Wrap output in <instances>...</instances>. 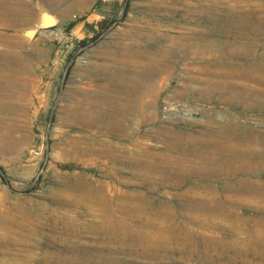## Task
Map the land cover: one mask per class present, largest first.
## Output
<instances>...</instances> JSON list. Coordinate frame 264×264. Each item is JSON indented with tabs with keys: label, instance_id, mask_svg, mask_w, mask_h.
Returning <instances> with one entry per match:
<instances>
[{
	"label": "rangeland",
	"instance_id": "obj_1",
	"mask_svg": "<svg viewBox=\"0 0 264 264\" xmlns=\"http://www.w3.org/2000/svg\"><path fill=\"white\" fill-rule=\"evenodd\" d=\"M2 53L0 264H264V0H0Z\"/></svg>",
	"mask_w": 264,
	"mask_h": 264
},
{
	"label": "bare ground",
	"instance_id": "obj_2",
	"mask_svg": "<svg viewBox=\"0 0 264 264\" xmlns=\"http://www.w3.org/2000/svg\"><path fill=\"white\" fill-rule=\"evenodd\" d=\"M226 30H227V28H226ZM224 34V33H223ZM212 38V37H211ZM217 38V37H216ZM216 38H215V40H216ZM219 38V37H218ZM214 39V38H213ZM221 39V38H220ZM163 51H164V49H163ZM161 53V52H160ZM159 53V54H160ZM3 60V61H2ZM0 61H2V63H4V64H6V65H13V64H15V63H17L16 65H18V67L19 66H21L22 65V57L21 56H16V55H9V56H7L6 54H4V53H2V54H0ZM159 61V60H158ZM156 62V61H155ZM21 68V67H20ZM165 73H166V71H165ZM163 79V78H162ZM112 80V79H111ZM109 81V80H108ZM107 81V82H108ZM133 82H135L134 81V78H132V76H129V75H126V77H125V81L124 82H122L120 85L123 87V88H131L132 86H133ZM149 82V81H148ZM148 86V85H147ZM149 89V88H148ZM216 89V88H215ZM142 91H143V89H142ZM212 92V91H211ZM228 93V92H227ZM135 94V93H134ZM223 95V94H222ZM137 96V95H136ZM135 96V97H136ZM134 97V96H133ZM224 97H225V95H224ZM134 103V102H133ZM131 104V103H130ZM145 111V110H144ZM100 126V125H99ZM212 126V125H211ZM136 128V127H135ZM135 128H134V130H135ZM198 128H200V127H198ZM204 128V127H203ZM98 129V128H97ZM201 129V128H200ZM183 130V129H182ZM194 130V129H193ZM92 131V130H91ZM135 132V131H134ZM132 136V135H131ZM178 135L177 134H174V138H176ZM114 137V136H113ZM165 139H168V138H165ZM171 139H172V137H171ZM155 141V140H154ZM124 142V141H123ZM131 142V141H130ZM156 142H158V141H156ZM117 143V142H116ZM159 143H160V141H159ZM132 145V144H131ZM136 145V144H135ZM143 146H144V144H143ZM146 146V145H145ZM133 147V146H132ZM134 147H136V146H134ZM147 147V146H146ZM149 148V147H148ZM161 148V147H160ZM175 148V147H174ZM187 148H189V147H187ZM166 149V148H165ZM180 149V148H179ZM183 149V148H182ZM185 149V148H184ZM159 150V149H158ZM163 150V149H162ZM199 150V149H198ZM201 150V149H200ZM129 151V150H128ZM142 151V150H141ZM161 151V150H160ZM180 151H182V150H180ZM187 151V150H186ZM185 151V152H186ZM193 151V150H192ZM142 152H144V151H142ZM141 152V153H142ZM145 152H147V151H145ZM144 152V153H145ZM167 152V151H166ZM190 152V151H189ZM171 153V152H170ZM178 153V152H177ZM188 154V153H187ZM153 155V154H152ZM151 155V156H152ZM176 155V154H175ZM198 155V154H197ZM139 156V155H138ZM141 156V155H140ZM181 156H182V153H181ZM209 156V155H208ZM147 157V156H146ZM145 157V158H146ZM190 157V156H189ZM192 157V156H191ZM205 157V156H204ZM150 158H152V157H150ZM206 158H208V157H206ZM205 158V159H206ZM147 159V158H146ZM153 159V158H152ZM151 159V160H152ZM175 159V158H174ZM145 160V159H144ZM173 160V158L171 159V161ZM183 160V159H182ZM199 160V159H198ZM207 160V159H206ZM173 161H175V160H173ZM208 161L209 162H207V161H205V162H207L206 164H208L207 165V168L209 169H207L208 171H210V170H213L215 173H217V174H219V173H222V174H224V175H228V176H234L235 174H237V173H240V172H242V171H244V170H248L247 168L249 167V159L248 158H244V157H239V156H236V155H234V154H232V153H230V154H220V155H214V154H212V155H210L209 156V159H208ZM137 163V162H136ZM149 163V162H148ZM168 163V162H167ZM112 164V163H111ZM140 164H142V163H140ZM171 164H174L173 162L171 163ZM205 164V165H206ZM114 165H116V164H114ZM146 165V164H145ZM150 165V164H149ZM202 165V164H201ZM204 166V165H203ZM128 167V166H127ZM131 167V166H130ZM138 167V166H137ZM148 167V166H147ZM151 167V166H150ZM132 168V167H131ZM149 168V167H148ZM250 168V167H249ZM161 169V168H160ZM206 170V169H205ZM206 170V171H207ZM160 171V170H159ZM144 172H146V171H144ZM116 175V174H115ZM120 176V175H119ZM214 176V175H213ZM227 176V177H228ZM115 177V176H114ZM122 177V176H121ZM131 177V176H130ZM136 177V176H135ZM202 177V176H201ZM189 182V181H188ZM225 201V200H224ZM190 202V201H189ZM191 202H193V201H191ZM190 202V203H191ZM195 202V201H194ZM193 202V203H194ZM195 204V203H194ZM198 204V203H197ZM204 205H206V204H204ZM0 223H1V220H0ZM2 225V224H1ZM262 226H264V225H262ZM261 226V227H262ZM248 229V228H247ZM263 231V230H262ZM249 234V233H248ZM253 234V233H252ZM262 234H264V233H262ZM250 236V235H249ZM264 236V235H263ZM252 238V237H251ZM264 239V238H263ZM17 243V241H12V244H16ZM2 249V248H1ZM1 254V253H0ZM47 255V254H46ZM46 255H45V260H46ZM60 256V255H59ZM37 257V256H36ZM59 258V257H58ZM44 259V258H43ZM60 259V258H59ZM59 259H57L58 261H60Z\"/></svg>",
	"mask_w": 264,
	"mask_h": 264
},
{
	"label": "water",
	"instance_id": "obj_3",
	"mask_svg": "<svg viewBox=\"0 0 264 264\" xmlns=\"http://www.w3.org/2000/svg\"><path fill=\"white\" fill-rule=\"evenodd\" d=\"M42 15H44V19L42 22V17H41V22H40V26H42V28H49L54 26L57 23V19L54 21L53 17L51 16L52 14L50 13H42ZM37 28H30L25 30L24 34H27V37H32L34 36V34L36 33Z\"/></svg>",
	"mask_w": 264,
	"mask_h": 264
}]
</instances>
